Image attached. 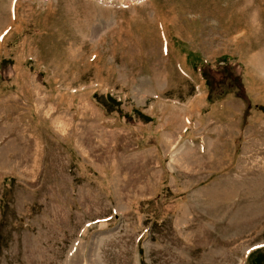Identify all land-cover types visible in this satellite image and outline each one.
<instances>
[{
	"label": "rangeland",
	"instance_id": "obj_1",
	"mask_svg": "<svg viewBox=\"0 0 264 264\" xmlns=\"http://www.w3.org/2000/svg\"><path fill=\"white\" fill-rule=\"evenodd\" d=\"M264 0H0V264H264Z\"/></svg>",
	"mask_w": 264,
	"mask_h": 264
},
{
	"label": "water",
	"instance_id": "obj_2",
	"mask_svg": "<svg viewBox=\"0 0 264 264\" xmlns=\"http://www.w3.org/2000/svg\"><path fill=\"white\" fill-rule=\"evenodd\" d=\"M258 109L264 113V104L263 105H258Z\"/></svg>",
	"mask_w": 264,
	"mask_h": 264
}]
</instances>
